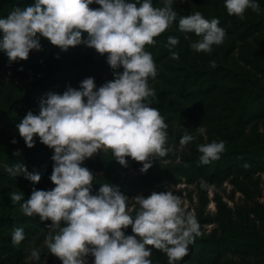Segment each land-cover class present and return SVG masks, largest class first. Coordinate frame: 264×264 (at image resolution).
I'll list each match as a JSON object with an SVG mask.
<instances>
[{"label": "clouds", "instance_id": "obj_1", "mask_svg": "<svg viewBox=\"0 0 264 264\" xmlns=\"http://www.w3.org/2000/svg\"><path fill=\"white\" fill-rule=\"evenodd\" d=\"M175 2L162 0L163 6H154L153 0H34L15 5L0 16V50L10 61L27 59L31 50L41 49L43 36L62 50L81 43L92 46L107 53V62L117 70L114 79L99 87L88 77L79 87L68 85L62 93L47 92L40 98L39 112L28 110L16 125L27 146L35 145L38 134L54 149L50 179L55 187H34L27 199L23 191H13L10 196L14 203L22 201L20 207L26 215L51 220L45 243L62 264H87L89 254L94 256L93 264H153L149 245L166 252L169 264H175L199 232L198 218L185 211L171 187L130 198L118 186L101 183L94 192V175L82 163L102 148H110L122 164L128 163V156L144 162L141 171L146 172L153 158L169 152L168 125L148 99L156 95L149 77L157 76V65L145 45L156 43L154 38L178 16L180 30L199 36L191 42L196 51L211 52L226 36L218 17L209 19L200 11L179 15ZM93 3L101 7H90ZM224 3L229 14L241 18L248 8L260 11L259 0ZM178 43V36L167 37L165 46L173 58H179L178 51H171ZM195 139L185 127L181 145ZM197 148L200 161L207 164L220 157L225 142L212 140ZM4 167L12 176L22 174L33 182L41 179L21 162ZM129 199L139 205L135 215ZM129 225L134 234H126ZM24 238V229L16 227L13 243ZM30 254L37 261L41 258L39 248L33 247Z\"/></svg>", "mask_w": 264, "mask_h": 264}, {"label": "trees", "instance_id": "obj_2", "mask_svg": "<svg viewBox=\"0 0 264 264\" xmlns=\"http://www.w3.org/2000/svg\"><path fill=\"white\" fill-rule=\"evenodd\" d=\"M34 0H0V16L7 15L15 5L24 6ZM154 6H163L162 0H153ZM260 11L246 9L244 18L229 14L224 0H176L173 7L179 15L200 11L206 18L218 17L226 30L223 43L213 45L212 51H196L191 42L199 39L194 32L179 29L178 21L155 37L156 43L146 44L157 65V76L149 77V86L156 95L149 97L151 106L160 110L168 125L166 146L169 152L153 158L152 166L141 171L144 162L128 156V163H120L108 148L99 159L86 158L83 165L93 175V191L101 183H112L130 198L152 191H166L174 185H194L200 194L201 210L197 213L199 232L189 244V251L175 264H264V205L253 204L247 210L232 208L225 200V185L232 186L229 200L236 194L254 200L262 191L264 174V0H259ZM92 8L101 7L93 3ZM87 36V33H84ZM169 35L178 36L179 43L171 49L178 51L173 58L165 46ZM41 49H33L29 58L52 55L43 71L33 73L21 59L10 61L0 50V74L12 80L6 87L0 78V100L6 97L7 107L0 110V124L10 128L9 136L0 139V159L8 165L21 162L28 170L38 172L39 182L24 175L12 176L0 170V184L17 186L0 189V249L4 264H15L26 257L25 248L49 231L51 220L41 221L39 214L26 215L20 202H13V191H23L24 199L33 188L50 189L54 161L53 148L36 141L29 147L17 128L24 104L34 103L40 110V98L49 91L63 92L68 85L79 87L80 81L93 77L97 87L114 79V70L107 62V53L101 54L92 46L81 43L62 50L41 36ZM215 61V64L212 62ZM121 67L118 71H122ZM16 83L22 84L17 88ZM185 127L196 135L194 141L181 145ZM202 127L203 132L197 129ZM261 128L263 131L261 132ZM13 139L17 142L13 143ZM212 140H223L225 150L218 159L204 164L197 145ZM22 143V144H21ZM19 151V155H17ZM247 164V167H245ZM137 174L122 179V174ZM215 188L213 202L216 213H206L210 203L209 190ZM9 192V193H8ZM216 228L202 234L205 226ZM22 227L25 238L13 243L12 233ZM1 229H8L5 234ZM153 264H169L166 252L152 245ZM94 262V261H93ZM92 261L88 264H93Z\"/></svg>", "mask_w": 264, "mask_h": 264}, {"label": "rangeland", "instance_id": "obj_3", "mask_svg": "<svg viewBox=\"0 0 264 264\" xmlns=\"http://www.w3.org/2000/svg\"><path fill=\"white\" fill-rule=\"evenodd\" d=\"M51 58H52V55L42 56L39 58H29L28 57L27 59H21V60L23 63L26 64V66L30 70H32L33 73L36 74L44 70L45 66L49 62H51ZM0 78L2 79V84L6 87V91H5V95H6L7 89H9V86H10V83H12V80L9 77H3V75L1 74H0ZM16 87L22 88L23 85L16 83ZM34 105H35L34 103H30V104L27 103V104L22 105L24 110L21 112V114L22 115L26 114L28 110H32L34 113H38L37 110H35ZM6 107H7V100L5 97L0 100V110ZM260 131L262 132L263 129L261 128ZM9 133H10V128L5 127L4 125L0 124V139L9 136ZM34 139L36 141L40 140L38 134L34 137ZM53 153H54V150H53ZM53 153H52V156H53ZM107 153H108V148H102L98 152L94 153L93 156H91V158L99 159V157ZM50 161H54V160H49V162ZM4 165H8V164L3 159H0V170L6 171V168L4 167ZM136 175L137 174L135 173L134 174H122L121 178L122 179L133 178ZM261 181H262L263 193L259 198L251 200V199L245 198L243 195L238 193L234 196V198L229 200V196L232 194V186L229 183H227L225 185V189H226L225 200L229 203V205L232 208L239 209V210H247L251 206H253V204L255 203L264 205V174H262L261 176ZM3 187L12 188L13 190H15L17 186H14L12 183L5 182V183L0 184V189ZM171 188L177 195H179L181 199V206L185 209V211H191L197 217V213L199 212V210H201V206H200V194L196 186L180 184V185H174ZM214 195H215V188L213 187V188H210L209 190L210 203L205 207L206 213H210V214L216 213V205L213 202ZM128 203L133 206V215H135V212L138 209L139 205L136 204V202L132 199H129ZM215 228H216L215 225L205 226L203 228L202 234L208 235ZM1 231L5 234L9 233L8 229H1ZM125 232L126 234H134L132 232L131 225H129L125 229ZM45 237H46V234L44 237H40V239L37 242L34 241L27 248V250L25 248L26 257H23V259L21 260H18V258H16L17 261L15 264H62V260L48 250L47 244L45 243ZM33 247L39 248L41 251V258L39 261L31 257L30 252ZM3 252L4 251L0 249V264H4L2 263L4 260ZM90 261L92 262L94 261V256L91 254H89L87 257V264Z\"/></svg>", "mask_w": 264, "mask_h": 264}]
</instances>
